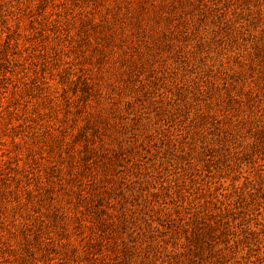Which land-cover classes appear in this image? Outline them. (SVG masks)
<instances>
[{"label":"rangeland","instance_id":"374dc122","mask_svg":"<svg viewBox=\"0 0 264 264\" xmlns=\"http://www.w3.org/2000/svg\"><path fill=\"white\" fill-rule=\"evenodd\" d=\"M0 264H264V0H0Z\"/></svg>","mask_w":264,"mask_h":264}]
</instances>
